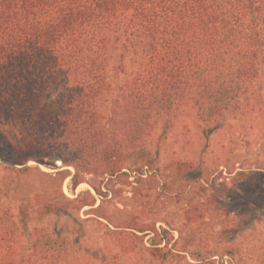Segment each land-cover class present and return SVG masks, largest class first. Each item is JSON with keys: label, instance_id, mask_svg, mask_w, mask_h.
Here are the masks:
<instances>
[{"label": "trees", "instance_id": "16d2710c", "mask_svg": "<svg viewBox=\"0 0 264 264\" xmlns=\"http://www.w3.org/2000/svg\"><path fill=\"white\" fill-rule=\"evenodd\" d=\"M109 93L115 122L102 120ZM187 106L205 125L249 112L264 122V0H0L3 168L23 173L29 161L73 168L41 172L47 182L29 198L0 182V264H97L89 250L75 252L64 227L47 221L93 206L102 191L92 186L94 193L68 198L63 180L69 176L76 188L89 174H126L136 155L149 170L132 168L157 176L146 143ZM195 166L171 160L164 169L177 182ZM207 210L191 203L184 223L201 224ZM145 231L149 255L162 264L179 263L181 252L214 264L177 247L170 229L134 218L116 223L108 238L118 253H130Z\"/></svg>", "mask_w": 264, "mask_h": 264}, {"label": "rangeland", "instance_id": "374dc122", "mask_svg": "<svg viewBox=\"0 0 264 264\" xmlns=\"http://www.w3.org/2000/svg\"><path fill=\"white\" fill-rule=\"evenodd\" d=\"M111 93L103 102L102 120L115 122L118 117L110 110ZM108 98L110 100H108ZM110 122V121H109ZM264 122L255 112L240 118H224L211 125L199 123L187 106L171 129L157 126L146 143L151 158L159 168L139 173L133 166L144 165L145 156L136 155L127 167L126 174L111 177L86 175L84 181L73 188L70 177L62 182L68 198L92 186L101 189L93 206H84L68 215L59 214L48 223L64 227L73 241V249H83L97 256V264H162L149 255L151 233H143L142 244L133 252L118 253L108 238V231L116 223L131 219L154 224L156 228L170 229L177 238V247L188 245L197 254L209 256L214 264H264ZM140 154V153H139ZM171 160H191L195 169L172 181L164 169ZM0 159V182L18 186L10 191L15 197H30L44 188L47 179L41 172L51 173L72 167L56 161L57 168L29 161V171L17 173L6 170ZM16 168L23 167L16 165ZM132 168V169H131ZM166 184L162 185V180ZM200 189L202 191H200ZM194 202L207 207V215L199 225L184 223V210ZM109 216L110 220L102 217ZM138 234H142L138 232ZM164 245L162 242L160 246ZM181 249V248H180ZM233 250V256L227 253ZM179 263L203 264L188 253Z\"/></svg>", "mask_w": 264, "mask_h": 264}]
</instances>
